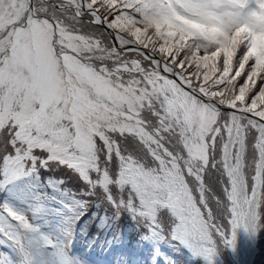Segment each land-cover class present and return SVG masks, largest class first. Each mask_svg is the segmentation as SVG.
<instances>
[{"label":"snow or ice","instance_id":"obj_1","mask_svg":"<svg viewBox=\"0 0 264 264\" xmlns=\"http://www.w3.org/2000/svg\"><path fill=\"white\" fill-rule=\"evenodd\" d=\"M248 3L0 0V264H75L86 202L42 179L53 164L102 189L113 219L128 213L159 239L167 229L193 258L264 227V65L245 24L264 0ZM85 18L117 44L85 32ZM235 20L245 43L234 59L202 46L222 45L208 30L227 39ZM213 169L227 178L216 203L228 229L209 207Z\"/></svg>","mask_w":264,"mask_h":264},{"label":"rangeland","instance_id":"obj_2","mask_svg":"<svg viewBox=\"0 0 264 264\" xmlns=\"http://www.w3.org/2000/svg\"><path fill=\"white\" fill-rule=\"evenodd\" d=\"M83 30L85 32L96 34L106 46H113L117 44L115 40V36H112L111 33L104 26L88 25L87 18H85V27ZM128 47L130 48L131 46ZM125 51H127V49H125ZM128 58L131 59L138 57H136L134 53L129 52ZM145 65L147 66V62H145ZM219 155L220 154L218 150L217 159H219ZM251 158H252V151L251 149H249L248 152L249 163L251 162ZM53 174L55 175V178L58 182L60 180H63V183L59 185L62 190H66L70 193H73L77 198H80L86 202L87 210L88 209L93 210L95 213L94 217L98 216L100 220L108 219L109 223H111L112 220L114 222H117L116 226L124 227L125 229H132V231H138L142 228H147L145 225L138 224L128 213H122L118 219H113V214L115 209L104 198L102 189L98 188L94 194H89L90 190L86 182L82 181L79 178L78 174L74 173L72 170L53 164L49 171L47 172L42 171L41 176L43 180H47L51 178ZM246 174L250 178L251 176L250 168H246ZM67 178L69 179V183L67 185L70 188L64 183ZM93 178H95L94 174H93ZM205 181L209 188V192H208L209 204L211 205V208L213 209V212L217 218V223H223L225 229H228L229 226L226 223V209L216 203V201L219 199L221 201H224L225 205L227 204V201L225 200L224 197V187L227 183V178L225 176H221L219 172L213 169L208 174H206ZM189 182L192 186H195L194 182L192 181V178H189ZM48 191L50 192L51 190L49 189ZM112 191L114 193L117 192V190L114 187ZM194 194L198 196V193L194 192ZM86 215H88V213L84 211V215L82 216V218ZM77 231H80L81 233L84 234L89 233L88 230L81 227V223L78 229L76 230V232ZM114 232L117 231H115L114 229ZM95 233L96 232L93 231V234ZM258 246H259V250L256 255L254 264H264V227H260L258 229ZM228 253L229 252L225 249V246L221 245L216 250V254L213 256L212 264H219L222 258H224L228 264H234ZM200 260L201 257H198L196 264H200ZM174 264H183L182 258H180Z\"/></svg>","mask_w":264,"mask_h":264},{"label":"clouds","instance_id":"obj_3","mask_svg":"<svg viewBox=\"0 0 264 264\" xmlns=\"http://www.w3.org/2000/svg\"><path fill=\"white\" fill-rule=\"evenodd\" d=\"M254 1L256 2V0ZM156 18L161 19L162 21L161 17H156ZM262 23H264V13H255L251 19L245 21L246 25L256 30V43H257L256 54L261 57V64L264 65V34H261L260 31L258 30L259 26ZM223 28H224V31L227 33V39L225 38L224 35L216 32V29L214 28H210L208 30L209 32L215 33L217 35V39L222 41V45H217L215 42L210 41V40H202L201 44L202 46H206L210 49H215L218 46H222L226 49L228 53V57L234 59L233 53L238 52L239 48L245 43V33L238 20H235L231 23L224 25ZM107 30L111 33L112 36H114V34L112 33V30L110 29H107ZM240 241L251 243V241H245L242 238L240 239ZM2 250H3V247L0 246V251ZM13 259L15 260L17 259V257L13 255Z\"/></svg>","mask_w":264,"mask_h":264},{"label":"water","instance_id":"obj_4","mask_svg":"<svg viewBox=\"0 0 264 264\" xmlns=\"http://www.w3.org/2000/svg\"><path fill=\"white\" fill-rule=\"evenodd\" d=\"M235 244L238 246L235 250V263L236 264H250L253 253H249L244 248L245 243L240 241L239 235L236 236ZM247 252V253H246Z\"/></svg>","mask_w":264,"mask_h":264}]
</instances>
